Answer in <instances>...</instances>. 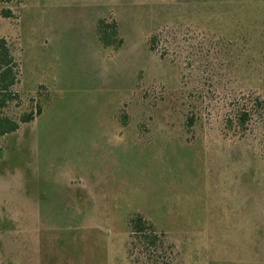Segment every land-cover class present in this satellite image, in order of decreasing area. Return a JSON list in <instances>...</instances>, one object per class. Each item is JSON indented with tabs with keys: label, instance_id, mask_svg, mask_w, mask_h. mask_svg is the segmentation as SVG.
Masks as SVG:
<instances>
[{
	"label": "rangeland",
	"instance_id": "1",
	"mask_svg": "<svg viewBox=\"0 0 264 264\" xmlns=\"http://www.w3.org/2000/svg\"><path fill=\"white\" fill-rule=\"evenodd\" d=\"M0 36L18 40L24 106L48 98L0 139V264H264V124L226 126L247 92L264 99V0H0ZM168 93L179 110L203 96L200 141L123 133L119 106ZM135 213L167 234L158 257L128 256Z\"/></svg>",
	"mask_w": 264,
	"mask_h": 264
},
{
	"label": "trees",
	"instance_id": "2",
	"mask_svg": "<svg viewBox=\"0 0 264 264\" xmlns=\"http://www.w3.org/2000/svg\"><path fill=\"white\" fill-rule=\"evenodd\" d=\"M11 15L9 10H2L4 19H10ZM200 28L202 27L198 26V29ZM96 34L100 45L104 48L119 50L124 45V38L117 20L98 18ZM218 38L219 47L228 53H231V49H235L237 46L235 45L237 39L231 36ZM157 41V35L152 34L149 37L148 46L151 52H156ZM17 45H19L18 40L0 36V139L16 133L22 126L28 125L37 117L42 116L48 99H30V105L24 106L21 94L25 93L20 94L18 90L21 78V61ZM214 47H211L209 52H213ZM200 72L198 70V74ZM247 93L250 95L244 99L243 104L236 109V112L230 114L226 121V126L236 129L238 132L247 131V127L255 119H259V122L264 124V99L254 92ZM192 98L194 97L190 96L185 104L187 107L181 108L184 111L181 112L177 106L179 102L177 94L168 93L165 100H160L155 104H149L151 101L149 102L147 97L143 98V95L134 96L133 99H129L128 102L119 106L115 118L123 133L136 136L138 140L144 142L151 140L159 133L164 134L166 130H170L176 131L177 137L181 141L187 144L195 143L203 137L202 129L208 107L203 96L198 97V109L193 106ZM158 106L164 107L167 111L161 112L163 109L159 110ZM140 110L142 114L138 113ZM143 134L146 136L142 137ZM127 230L129 234L127 253L130 259L132 256L136 257L134 253L138 248L142 253L158 257L163 253L165 243H168L167 234L159 230L154 223L140 213L129 217ZM164 253L167 252L164 251ZM131 264L133 263L131 262Z\"/></svg>",
	"mask_w": 264,
	"mask_h": 264
}]
</instances>
